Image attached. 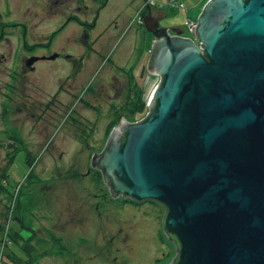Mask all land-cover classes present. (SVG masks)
<instances>
[{
	"label": "water",
	"instance_id": "1",
	"mask_svg": "<svg viewBox=\"0 0 264 264\" xmlns=\"http://www.w3.org/2000/svg\"><path fill=\"white\" fill-rule=\"evenodd\" d=\"M166 17L144 18L148 114L122 118L93 167L116 197L164 206L166 264H264V0H209L197 42Z\"/></svg>",
	"mask_w": 264,
	"mask_h": 264
},
{
	"label": "rangeland",
	"instance_id": "2",
	"mask_svg": "<svg viewBox=\"0 0 264 264\" xmlns=\"http://www.w3.org/2000/svg\"><path fill=\"white\" fill-rule=\"evenodd\" d=\"M46 1L49 5L45 9ZM85 1L86 3L82 5L90 6L93 3L92 0ZM101 2L103 0H99V3ZM208 2L209 0H110V3L103 8L97 28L92 29L94 30L93 34L90 31L87 32V35L90 36L89 39L92 40L91 35L96 37L95 46L97 50H92V45L86 49L88 51L91 49L89 52L91 56L85 71L80 72L78 66L73 70L67 59L60 58L53 63L42 62L38 64L35 74L28 75L19 70L20 63H24L23 58L25 55L23 53H26L24 52L23 42L28 43L31 47L36 46V48H33L35 49L34 53L44 56H51L54 52H60L65 56H83V46L79 43V36L86 29L82 28L78 21L68 24V20L72 21L73 15L77 14L80 18H85L87 22L93 24L95 13L92 11L81 13L84 8L81 9L76 6L77 4L81 5L80 0H0V14L2 15L0 16V24L11 26L14 22L23 23L26 26L14 27V32L7 30L0 40V264H40V258L30 256V251L33 249L28 246V243L32 244L31 241L33 240L39 241L40 236L45 237L46 235L35 230L34 235L26 240L25 231L26 226L36 228V222H33L34 216L35 214L39 216L41 213L31 204L41 177L48 174L43 179L44 183H50L51 175L53 177H63V181L60 183L57 182L59 180L57 177L56 181H53V193L47 190L49 193H62L64 196L60 199L55 197L58 204L54 202V205L50 208L51 215L58 212V207L64 213L69 211L72 217H77L76 214H73V209H86L90 215V209L96 202L93 194L98 192L95 190L89 191L90 189L85 187L90 185V178H82L76 182L69 176V179L66 178L68 174H73L75 171H79L81 174L85 173L88 161L86 163L83 156L72 155V150H76L78 146L67 131L76 115L72 114L71 118H68V114L64 113V108H59L54 112V104L59 103L58 97L56 98L54 94L55 90H59L61 84H63L65 88H63L62 96H66L68 99L71 97L70 104L67 101L69 108L72 105L78 108L82 106L81 112H85L86 115L97 121L96 144L98 148L96 147V149L101 150L108 141L105 136V133L108 135L107 128L109 127L111 130L113 126L120 125L122 120V115L113 116L109 110L116 105H118L117 108L120 107L123 98L131 92L130 89L133 92L134 85H131L130 89L125 88V84L129 80L126 77L123 80V76L120 77L121 72L122 74L123 72L126 74L131 73V75L133 72L136 79L143 77L141 84L145 82L144 92L148 98H150L154 87L158 84L157 76L147 75V66L151 57L150 49H152L154 39L143 27V18L148 14L149 8L152 9L156 4L172 5L173 7L170 6L171 9H164L168 12V16L162 21V24L175 25L188 30L187 17H193L191 22L195 21L194 23H196ZM179 4H184V6L181 7ZM98 6L93 5V7ZM12 9H14V14L10 13ZM77 9L79 13H75ZM122 10L124 13H121ZM121 17H124L125 20L120 21ZM97 32H99V37ZM188 35L194 36V32H189ZM145 36H147V39ZM183 36L185 37V35ZM191 39L197 42L196 37ZM136 40L138 44L135 43ZM136 44L139 45L138 49L133 48ZM43 45H48V47H43ZM141 56L142 61L141 59L139 61ZM16 72H18L17 78L13 79ZM113 78H115L114 85L117 88L115 91L113 90L114 92L111 95L112 89L110 88L108 91L106 88ZM12 88H14L15 108V110H12L13 112L8 108L11 106V102H8L9 99L6 97L7 95L12 96L10 91ZM98 97L104 98L100 114H96L97 116L100 115L99 119L94 114L90 115L84 109L85 104L83 103L89 100L93 104L100 105V102L96 100ZM136 99H138V95ZM31 101H34L36 106L46 105L50 102V118L56 116L57 113L64 114H61L59 118L56 117L57 124L48 126L45 132L40 130L38 133H33L29 124V121H32L30 114L24 112L19 114L18 120L15 118L17 113L16 104L26 103L31 105ZM64 102H66L65 99ZM6 104L8 107L5 106ZM135 106L136 103H132L129 106L130 110ZM148 111V108L146 111L142 110L133 116L134 119H131L129 114L123 116L130 117V123L132 122L130 120H142L146 117ZM13 118L15 119L14 123L19 121L20 124L24 125L27 122V131L30 129L31 144L28 136L25 138L19 137L28 145L31 151V155L28 157L24 149L21 151L15 149L16 152L14 151L13 144L17 146L18 144L14 143V137L12 136L14 130L7 126L9 121L10 124L13 122ZM112 118L115 120L113 123H111ZM47 137L51 140L46 141L45 138ZM16 140L19 141L17 138ZM17 148L20 149L21 147ZM59 155H62L61 158H59ZM68 171L69 173H67ZM63 172L64 174H62ZM5 173L8 174L7 178ZM100 180L99 187L107 186L110 188L108 184L103 182V175L100 176ZM65 187L66 189H64ZM137 207H142L144 215L138 214L137 219L133 217L128 223L135 226L140 224V227H143L140 233L141 238L138 234L132 237L131 245L136 249V252L133 256L117 255L118 263L153 264L154 256H156L154 252H143L141 249L148 245L149 239L156 232L155 228L163 237V241L157 242L156 245L160 249L157 256L162 257L161 262L163 264L171 262L175 256V245L170 242L163 229V216L166 213L164 206L146 200L145 203ZM138 211H140V208ZM136 214L137 212L131 206L123 212L122 217L127 220V218H131ZM85 223V234L88 233L87 240H80L79 232L72 235H62L61 244L53 243L49 247V251L53 254V258H49L51 261L49 264H76V255L81 248L89 251L87 260L89 264H101L99 261L101 258L95 256L96 247L93 240L98 224L93 220ZM72 224L78 226L76 221H73ZM48 227L50 226L48 225ZM60 227L61 225L56 228V232L59 231ZM101 231L97 234V238L99 242L103 240L105 243L108 231ZM90 257L93 260H90ZM41 264H48V259L41 260Z\"/></svg>",
	"mask_w": 264,
	"mask_h": 264
},
{
	"label": "flooded vegetation",
	"instance_id": "3",
	"mask_svg": "<svg viewBox=\"0 0 264 264\" xmlns=\"http://www.w3.org/2000/svg\"><path fill=\"white\" fill-rule=\"evenodd\" d=\"M93 3L90 6H85L84 5V9L81 13H89V11H92L93 13H95V21H93V24L90 22H87L85 20H80V17L76 14L73 15V18H78L81 21V25L82 28L86 29V31L79 36V43L83 46L82 47V51L84 52L83 56H65L60 52H54L52 55H57V57L55 59L50 60L49 58L52 56H44L38 53H34L35 49H33V47H31V45L29 46L28 43L23 42V48H24V52H26L25 54L23 53V55H25V57L23 58L24 63L21 62L20 63V67L19 70H22L20 72H22L23 74L26 73L28 75L31 74H35V72L37 71V65L42 63V62H56L58 59L60 58H65L68 60L69 64L71 65V67H73V70H75L76 66L79 67L80 72L85 71L88 67V63L90 60V56L91 53H89L91 51V49L86 50L89 46L92 45V50H97L96 49V37H92V40L89 39L90 36L87 35V32L90 31L91 34H93L94 30H92L93 28H97L98 26V22L100 20V17L103 13V8H105V6H107L108 3H110V0H104V2L102 4H97L96 2H94V0H92ZM47 3V1H46ZM99 5L98 7H93V5ZM49 4L47 3L45 6V9L47 8ZM76 6H78L79 8H81L79 6V4H77ZM82 9V8H81ZM1 13V12H0ZM10 13L14 14V9H12L10 11ZM75 13H79V10L77 9V12ZM123 13V12H122ZM0 16H2L0 14ZM160 16V13H156L155 17ZM81 19H85V18H81ZM125 20L124 17H121L120 21ZM164 21V20H163ZM73 23V21L68 22V24ZM17 26H25V24L23 23H14L13 25H8L5 24V26H2L0 24V40L3 38L4 33H6L7 30H14V27ZM165 28V27H171L169 25H163L162 21L160 22V28ZM11 31V32H12ZM14 32V31H13ZM149 33V32H147ZM152 35V37L154 38V35L152 33H149ZM172 35H174V33H171ZM101 39V38H100ZM135 43L138 44V41L136 40ZM134 45L133 48L138 49L139 45ZM43 47H48V45H43ZM36 48V47H34ZM91 48V47H90ZM89 53V54H88ZM32 57H36V58H40L39 60L35 61L31 66H29L27 63L29 61V59H31ZM41 58H44L43 60ZM142 61V56L139 58V61ZM146 72V71H145ZM18 72H16L13 76V79L17 78ZM123 76V80L125 79V77L129 80L128 83L125 84V88L128 87V89L131 88V85L133 86V92L132 89H130L131 92H129L128 96H125L123 98L122 104L120 105V107L117 108L118 105L114 106L112 102L111 105L114 106V108H111L109 110L110 113H112L113 116H119V115H127L129 114L130 111V105L132 103H136L135 107H131V111L134 110L135 114L136 113H140V110H137L140 107V103L137 101L136 97L138 95L141 96V94H143L144 91V83L141 84V79L143 78H139L136 79L134 73H128L126 74L125 72H121V76ZM146 77V76H145ZM114 79L110 82V84H108L109 86L106 88L108 89V91L110 90V88L112 89L110 94L112 95L115 90H116V86L114 85ZM17 82V81H16ZM127 82V81H126ZM132 83V84H131ZM61 84L59 90H55L54 94L57 98V100L59 101L58 104H54V112L57 111L59 108H64L65 111L64 113H67L68 118H71L72 114H75L76 117L73 118V121L71 123V127L69 128V130L67 131L72 138L75 140L74 143H76V145L78 146V148L76 150H72V155L73 156H77V157H85V162L87 163L88 161V166H87V170L85 173H80L79 171H75L73 174H68L66 176L67 179L68 176L72 178V180L74 182L81 180L82 178H90V185H86L85 187L90 189L89 191H93L95 190L98 193L93 194V198L96 199V202L92 205L90 211V215L88 214V210L86 209H73L75 211H73V214H76L77 217H72L71 213H69V211L67 212H62L59 207L57 208L58 212H54L52 215L50 214L49 210L50 208L54 205V202L57 203L55 200V197L57 198H62V193H54L52 194V188H53V181H56V177L59 178V176L53 177L51 175L50 177V183H44L43 179H45V177L48 176L45 175L43 177H41L42 175H39L41 177L40 182H38V187H37V191H35V195L32 199L31 204L33 205L34 208H37L38 211H41L40 215L37 216V214H35L34 216V221L36 222V228H31L26 226V240H29L31 236H33L34 231H41L40 234L44 233L46 236L42 237L40 236L39 241L38 240H33L31 241L32 244L28 243V246H30L33 250L30 251V256L31 257H38L40 258V264H41V260H47L48 259V264L51 262L49 258H53V254L49 251V247L51 244L53 243H58L61 244V240H62V235H72L75 233H80V240H87V234H85V222H90V221H94L98 224V229L95 230V237H94V242H95V247H96V251H95V256L97 258H101L100 263L101 264H121L118 263L119 259L117 257V255H125L126 256H133L134 253L136 252V249L131 245L132 242V237L136 236V234L140 236V233L143 229V227H140V224H138L137 226L135 225H130L128 223V221H130L133 217L137 219L138 214L139 215H144V211L142 210V207H137L142 205L143 203H145V201L143 202H139L130 198H124L123 196H119L116 197L110 190V188H108L107 186H100L101 180H100V176L102 175V173L93 167V161L96 158V156L100 153H102V151L104 150L105 145L101 148V150H97L96 147L97 146V121L95 119H92L91 116H88L85 114V112H81L82 111V106L80 108L72 105L70 108L68 106V103L70 104V100L71 97L66 98V96H62V91L63 88H65V86ZM114 90V91H113ZM12 96L11 95H7V99H9L8 102H11V106L8 107L7 104L5 106H7L8 108L11 109V112H13L12 110H15L14 108V88L10 89ZM68 93V92H66ZM108 93V96L110 95ZM92 97V96H91ZM61 98V99H59ZM64 99L66 100V102H64ZM131 99H133L132 101H130ZM85 100V99H84ZM96 100H98L100 102V105H96L93 104L92 101L86 100L83 103L85 104V108L86 111H88V113L90 115H95V117L97 119L100 118V115L97 116L98 114H100V110L102 107V101H104V98H97ZM68 101V103H67ZM31 105H27L26 103H17L16 104V110L17 113L15 114V118L18 120L19 118H17L19 116V114L22 113H27L31 115L32 121H29L30 129L33 131V133H38L40 132V130H43V132L46 131V128L48 126L51 125H56L57 124V118H59V116L61 114L64 113H57L56 116H53L52 118H50V114H51V104L50 102L46 105H40V106H36L34 105V101H31ZM56 103V102H55ZM82 103V104H83ZM50 104V105H49ZM144 110V109H143ZM97 114V115H96ZM45 115V116H44ZM70 115V116H69ZM13 117V116H12ZM55 118V119H54ZM127 119L129 122L130 117H126L124 116L123 120ZM14 118H13V122L10 124V121L7 123V126L11 129L14 130V132H12V136L14 137V143L18 144L14 145V151L15 149H18L17 147H21L20 145L24 146V150H26L27 152V157L29 155H31V151L28 148V145L26 143L23 142V140L19 139L20 138H25L26 136H28L29 139V143L31 144L30 141V129L29 131H27V122L23 125L22 123L20 124L19 121L18 123H14ZM113 123L115 120L112 118L111 120ZM132 122L130 123H135L136 121L134 120H130ZM134 121V122H133ZM114 127V126H113ZM112 127V128H113ZM109 129V127L107 128V133L108 135H106V139L109 138V135L112 131ZM109 129V130H108ZM26 131V132H25ZM67 133V134H68ZM16 138L19 140L17 141ZM46 141H50L51 139L49 137L45 138ZM17 141V142H16ZM21 143V144H20ZM51 143V142H50ZM62 155H59V158H61ZM32 173V172H31ZM69 173V171L67 172ZM64 174V172L62 173ZM50 176V175H49ZM63 177L59 178V180H57L58 183H60ZM102 179V177H101ZM104 182V179H103ZM105 183V182H104ZM56 184V183H55ZM51 189V190H50ZM62 190L66 189V187ZM51 191L52 193H49V191ZM98 190V191H97ZM92 193V192H91ZM115 196V197H114ZM64 197V196H63ZM72 200V199H71ZM73 201H75V199H73ZM152 203H155L157 205H159L160 203H157L155 201H151ZM58 204V203H57ZM161 205V204H160ZM131 206H133V210L137 212V214L135 216H131V218H127V220H125V218H123V212H125L127 210V208H131ZM140 208V211H138ZM24 221V220H22ZM73 221H76L78 223V226H74L72 224ZM49 223V224H48ZM53 223V224H51ZM48 225L50 227H48ZM60 229L58 232L57 231V227L60 226ZM81 225V226H80ZM44 230V232H42ZM73 230L75 231L73 233ZM103 230V231H101ZM50 233H49V232ZM106 232L108 231V236H106V242L104 243L103 240L102 242L98 241L97 238V234L99 232ZM155 233L152 236L151 239H149L148 245H146L143 249H141L143 252L146 251H150V252H154V254L156 256H154V263L153 264H163L162 261V257H158V252L160 251V249L156 246L157 242H162L163 241V237L161 235V233L157 230V228H155ZM158 231V232H157ZM24 232V231H23ZM47 232V234H46ZM27 233L28 236H27ZM83 234V235H82ZM174 238L172 237L170 239V242H172V244L175 245L174 243ZM92 241V240H91ZM93 242V241H92ZM36 245V246H34ZM143 247V246H142ZM154 248V249H153ZM35 249V250H34ZM176 250V246L174 249V253ZM35 251H37V253H35ZM88 252L87 250L84 249H80L77 252L76 255V264H89L88 260ZM60 254V253H59ZM161 255V254H160ZM50 256V257H49ZM90 260H93V258ZM88 262V263H87Z\"/></svg>",
	"mask_w": 264,
	"mask_h": 264
},
{
	"label": "trees",
	"instance_id": "4",
	"mask_svg": "<svg viewBox=\"0 0 264 264\" xmlns=\"http://www.w3.org/2000/svg\"><path fill=\"white\" fill-rule=\"evenodd\" d=\"M103 2H104V0H103ZM103 2H101V3H99V4H102ZM86 3V1L85 0H80V4L81 5H79V6H82V4H85ZM168 5H170V4H168ZM123 12V10L121 11V13ZM124 13V12H123ZM73 20H76V21H78L80 24H82L81 23V21L78 19V18H73ZM38 46V45H37ZM34 47H36V46H34ZM33 47V48H34ZM148 100H149V98L146 96V94H145V92L143 91V94H141V96H139V98L137 99V101L140 103V107L137 109V110H145L146 111V109L148 108V106H147V104H148ZM137 114V113H136ZM122 115V114H121ZM129 115L131 116V119H134V115H135V111L134 110H130L129 111ZM127 117V116H126ZM121 118H124V116L122 115L121 116ZM120 117H119V119H121ZM24 149V146L23 145H21V148L20 149H17L16 151H21V150H23ZM15 151V152H16ZM14 152V153H15ZM5 177L7 178L8 177V174L7 173H5ZM3 188V187H2ZM174 238V237H173ZM175 239V238H174Z\"/></svg>",
	"mask_w": 264,
	"mask_h": 264
},
{
	"label": "crops",
	"instance_id": "5",
	"mask_svg": "<svg viewBox=\"0 0 264 264\" xmlns=\"http://www.w3.org/2000/svg\"><path fill=\"white\" fill-rule=\"evenodd\" d=\"M96 3L97 4H99V0H96ZM156 8H163V11H164V13H168L167 11H165L164 9H166V7L162 4V5H160V4H157V6L155 7V8H152L153 9V11H155L156 10ZM168 8V7H167ZM119 14H121V13H119ZM167 16H168V14H167ZM167 18V17H166ZM165 18V19H166ZM191 18H193V17H191ZM164 19V20H165ZM169 26H171V27H174L175 25H170L169 24ZM144 27V26H143ZM96 31H98V30H96ZM97 35H98V37H99V32H97ZM145 38L147 39V36H145Z\"/></svg>",
	"mask_w": 264,
	"mask_h": 264
},
{
	"label": "built area",
	"instance_id": "6",
	"mask_svg": "<svg viewBox=\"0 0 264 264\" xmlns=\"http://www.w3.org/2000/svg\"><path fill=\"white\" fill-rule=\"evenodd\" d=\"M181 7H183V5H181ZM196 23H194V21L191 22V20L188 21V27H189V30L190 32H195V29H196Z\"/></svg>",
	"mask_w": 264,
	"mask_h": 264
}]
</instances>
